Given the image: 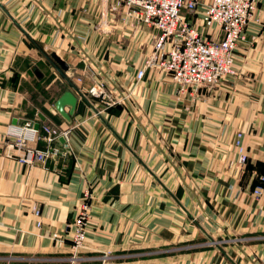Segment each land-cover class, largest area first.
<instances>
[{
  "label": "crops",
  "instance_id": "0c3cea01",
  "mask_svg": "<svg viewBox=\"0 0 264 264\" xmlns=\"http://www.w3.org/2000/svg\"><path fill=\"white\" fill-rule=\"evenodd\" d=\"M117 1L0 0V264H264V194L253 193L264 174V0L237 77L185 95L160 69L137 80L158 30ZM200 13L183 10L199 27ZM100 79L120 104L87 96ZM68 89L70 120L55 105ZM26 120L75 126L57 141L69 154L21 164L9 132ZM86 193L76 250L68 224Z\"/></svg>",
  "mask_w": 264,
  "mask_h": 264
},
{
  "label": "built area",
  "instance_id": "2783aa9c",
  "mask_svg": "<svg viewBox=\"0 0 264 264\" xmlns=\"http://www.w3.org/2000/svg\"><path fill=\"white\" fill-rule=\"evenodd\" d=\"M259 0H118L113 9L123 6L137 25L155 27L152 50L145 59V68L138 70L137 80L147 68L167 72L177 83L180 95L191 89L213 88L223 81L233 80L238 72L235 66L236 51L241 41L246 39V27L255 18ZM187 9L196 12L200 9L202 26L191 22L183 15ZM215 28L213 33L201 30ZM87 96L100 99L107 107L118 105L122 99L113 96L105 80L94 82L87 90ZM75 126H54L45 123L36 128L32 120H26L12 135L13 146L22 150L19 161L24 165L45 164L52 158L68 155L57 141L68 139ZM242 131L236 136L240 167L248 160V151L242 143ZM43 141L45 148L36 144ZM262 184L253 193L256 197L264 194V174L259 176ZM90 194L86 193L78 208V213L68 230L72 233L73 248L78 250L85 242L89 221ZM76 257L68 264H78ZM101 264H108L103 260Z\"/></svg>",
  "mask_w": 264,
  "mask_h": 264
},
{
  "label": "water",
  "instance_id": "95a60500",
  "mask_svg": "<svg viewBox=\"0 0 264 264\" xmlns=\"http://www.w3.org/2000/svg\"><path fill=\"white\" fill-rule=\"evenodd\" d=\"M52 57L59 63V65L63 70L67 69V64L63 60H61L56 54H52ZM77 103H78L77 96L74 94L72 90L68 89L63 92V94L59 97L55 105L57 110L60 113H62L65 116V118L70 120L71 115L74 113L75 108L77 107ZM66 106L70 107L69 112L65 111ZM36 128H39V124L36 125Z\"/></svg>",
  "mask_w": 264,
  "mask_h": 264
},
{
  "label": "bare ground",
  "instance_id": "6f19581e",
  "mask_svg": "<svg viewBox=\"0 0 264 264\" xmlns=\"http://www.w3.org/2000/svg\"><path fill=\"white\" fill-rule=\"evenodd\" d=\"M36 127V126H35ZM65 150H67V149H65ZM68 151V150H67ZM23 154V153H22ZM68 154H69V151H68ZM73 237V235H72V233H71V238Z\"/></svg>",
  "mask_w": 264,
  "mask_h": 264
},
{
  "label": "rangeland",
  "instance_id": "374dc122",
  "mask_svg": "<svg viewBox=\"0 0 264 264\" xmlns=\"http://www.w3.org/2000/svg\"><path fill=\"white\" fill-rule=\"evenodd\" d=\"M11 142V144H13L14 142L13 141H10ZM15 148H17L16 146H14ZM17 149H19V148H17Z\"/></svg>",
  "mask_w": 264,
  "mask_h": 264
}]
</instances>
